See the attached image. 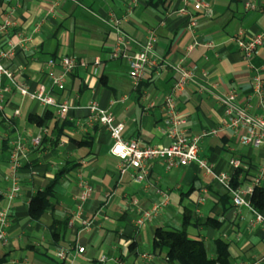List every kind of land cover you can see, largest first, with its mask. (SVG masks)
Returning <instances> with one entry per match:
<instances>
[{
  "label": "crops",
  "instance_id": "0c3cea01",
  "mask_svg": "<svg viewBox=\"0 0 264 264\" xmlns=\"http://www.w3.org/2000/svg\"><path fill=\"white\" fill-rule=\"evenodd\" d=\"M206 1L213 16L198 17L193 37L188 18L174 13L180 5L170 0H142L128 18L129 0H0V29L11 23L0 30V51L13 49L12 57L1 62L16 85L0 75V89L10 88L0 110V191L11 185L14 146H25L19 173L22 193L10 209L9 242L0 245L2 264H60L57 252L77 246L85 252L75 255L72 264H167L168 251L153 247L155 232L181 230L186 217L189 238L203 241L210 258H216L215 242L222 240L229 245L228 264H264V226H252L253 212L236 209L211 175L195 163L168 171L162 161H155L145 183L121 177L120 162L111 154L114 141L87 109L96 101L110 110L124 124L126 140H137L145 148L168 146L170 140L160 131L163 103L178 78L173 66L185 60L196 66V76L178 96L179 112L188 118L190 134L216 131L202 142L200 158L216 172L229 174L232 183L237 176L238 186L253 185L264 165V147L244 146L225 128L228 118L218 98L235 91L239 106L262 114L259 101L251 97L255 76L264 80V47L248 62L232 38L240 31L247 38L264 33V0ZM112 18L121 21L118 29L130 41L129 54L141 49L151 31L158 36L156 54L165 66L149 71L136 87L127 61L111 58L118 39ZM64 57H74L77 68L60 90L49 74H63ZM41 87L58 105L71 107L65 119L58 107L43 106L19 91ZM38 136L42 143L36 148L32 143ZM232 160L242 166L231 169ZM61 171L65 175L55 188L52 208L33 221L28 215L32 197ZM82 181L93 194L77 219ZM259 187L264 189V181ZM160 192L167 193V204L152 223L137 227L138 211L160 202ZM82 221L91 227L85 229Z\"/></svg>",
  "mask_w": 264,
  "mask_h": 264
},
{
  "label": "built area",
  "instance_id": "2783aa9c",
  "mask_svg": "<svg viewBox=\"0 0 264 264\" xmlns=\"http://www.w3.org/2000/svg\"><path fill=\"white\" fill-rule=\"evenodd\" d=\"M142 0H129L127 7L126 18L133 14V11L141 3ZM172 3L179 4L174 13L179 16L188 18V30L193 37L196 36L198 27V17H212L213 9L206 0H170ZM247 8L254 10L255 6L247 3ZM115 24L118 32V39L111 58L124 59L128 63L129 78L136 87L143 82L151 70L159 69L165 66V63L159 59L156 54V47L159 39L155 31H151L142 45L141 49L133 54L127 52L130 45L129 39L118 29L120 20L111 19ZM11 25L7 23L6 26ZM3 26L0 30H5ZM232 41L236 43L246 61L251 62L259 53L260 49L264 47V33L256 35L253 38H247L244 31L236 34ZM211 45H208L210 47ZM13 49L0 51V75H5L10 79L13 85V74L7 70L2 64L1 60L11 58ZM99 62L96 63L98 65ZM50 66L55 65V61H50ZM61 65L64 69L63 74L54 75L49 74V79L53 86L60 90L66 89L68 78L75 72L77 68V61L74 57H64L61 60ZM178 75L170 92L166 95L163 103L165 112L164 120L160 126V131L170 140L168 146L163 147H142L137 140H126L123 137L125 126L115 120L114 115L108 109L102 108L99 103L92 101L87 107L91 114V120L99 125L105 127L114 141L111 148V154L116 157L119 162L120 176L130 175L136 182L145 183L150 177L152 167L155 161H162L166 170L171 171L177 168H184L191 164H197L201 171L206 175H211L214 180L228 193L232 199L234 207L238 210L249 209L255 215V220L252 226H264V215L254 209L251 204V196L254 189L259 187L264 181V165L261 166L257 173V178L253 185L234 187L232 178L227 173L216 172L211 165L204 159L200 158V148L202 142L211 135L216 134V131L203 132L200 135L190 134L187 130L188 118L181 115L178 109V96L187 88V86L194 82L196 76V66L187 64L185 60L178 65L173 66ZM16 86V85H15ZM10 91V88L0 89V110H3L5 104V95ZM22 95L31 99L38 100L43 106H55L59 108V116L65 119L70 112L71 107L66 104L58 105L53 96L46 92L44 87L38 91L30 92L26 88H19ZM238 95L235 91L230 92L226 96L219 97L218 100L225 107V114L228 118L225 128L235 132L239 140L244 146H252L255 148L264 147V80L260 74H257L253 80V95L251 99L259 101L262 109L261 115H253L250 113L249 107H242L237 104ZM42 143V136H38L33 140V147H39ZM25 146L19 143L14 146L10 154V187L6 191H0L2 201L7 202V206L0 204V245L7 244V228L10 223V209L15 201L22 193L20 169L24 162ZM230 167L233 170H238L242 163L238 160H232ZM81 192L76 198L77 213L76 218L82 216L84 204L91 198L93 188L86 182L80 183ZM161 193V192H160ZM162 198L160 202L154 203L149 209L139 210L136 221L137 227H143L148 223H152L158 216L159 212L167 204V193H161ZM85 229L91 227L88 221H82ZM85 249L77 246L75 251H67L60 249L56 258L60 264H72L75 255L83 254Z\"/></svg>",
  "mask_w": 264,
  "mask_h": 264
},
{
  "label": "trees",
  "instance_id": "16d2710c",
  "mask_svg": "<svg viewBox=\"0 0 264 264\" xmlns=\"http://www.w3.org/2000/svg\"><path fill=\"white\" fill-rule=\"evenodd\" d=\"M38 125L44 124L43 120L33 118ZM65 175L64 171L58 173L54 180L43 190L38 191L31 199L28 206V215L33 221H39L53 206L55 200V188L61 182ZM237 177V176H236ZM236 177L233 180V186L238 187ZM2 197L0 196V204ZM251 204L256 211L261 213L264 210V189L256 187L251 196ZM68 221H64V227H67ZM190 224V218L186 217L183 221L181 230H165L158 228L155 232L153 247L155 250L166 249L167 264H228L229 263V245L217 240L216 258L209 257L203 241L192 240L189 238L187 229ZM63 227V228H64ZM54 231V229H53ZM55 236V233L53 232ZM3 262H0L2 264Z\"/></svg>",
  "mask_w": 264,
  "mask_h": 264
}]
</instances>
